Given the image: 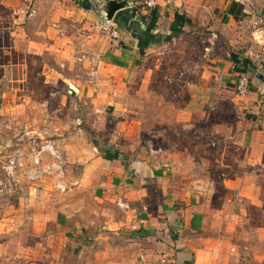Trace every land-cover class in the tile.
<instances>
[{
	"label": "crops",
	"instance_id": "obj_1",
	"mask_svg": "<svg viewBox=\"0 0 264 264\" xmlns=\"http://www.w3.org/2000/svg\"><path fill=\"white\" fill-rule=\"evenodd\" d=\"M181 5L178 0L174 4L159 0L156 9L140 14L130 5L112 20L119 28L118 39L99 34L96 25L105 22L104 15L91 0H0V22L8 15L17 42L26 44L30 53L49 55L61 67L82 71L85 80L72 77L68 82L99 111L102 123L135 113L133 85L144 58L170 42L173 32L181 31L176 33L179 38L195 29L196 20L186 16ZM213 14L217 25L230 32V52L203 64L191 90L207 100L213 95L230 99L238 116L232 125L239 128L230 138L239 134L245 151L237 168L230 166L231 175L222 179L221 197L206 198L184 189L170 163L139 152L121 137L113 140L115 136L93 147L97 154L77 180L95 190L90 196L105 228L134 238L137 264H159L163 259L170 264H264V0H225ZM243 76L249 79L250 91L239 95L237 85ZM134 135L138 131L129 137ZM75 200L74 208L71 202L68 205L72 214L79 207ZM93 209L85 204L81 210L85 221L93 218ZM69 211L60 209L54 221L63 228L70 225L65 235L76 241ZM3 216L0 264H32L28 236L37 238V253L45 249V212L23 207ZM58 248L59 244L54 246V255ZM8 250L18 254L2 257Z\"/></svg>",
	"mask_w": 264,
	"mask_h": 264
},
{
	"label": "rangeland",
	"instance_id": "obj_2",
	"mask_svg": "<svg viewBox=\"0 0 264 264\" xmlns=\"http://www.w3.org/2000/svg\"><path fill=\"white\" fill-rule=\"evenodd\" d=\"M130 1L139 14L145 11V0ZM91 2L94 9L101 8L99 15L103 16L108 0ZM165 2L174 4L176 0ZM178 2L197 25L144 58L133 85L131 109L135 113L120 121L112 116L111 121L101 123L94 105L77 95L68 81L72 77L85 80L82 71L61 67L49 55L30 53L26 44L17 42L8 15L0 22V218L23 207L45 212V249L37 253V238L28 236L32 264L37 262L33 258L39 264H137L134 238L106 229L96 215L100 208L90 196L95 190L77 184L85 164L97 154L93 147L103 146L111 136L170 163L184 189L206 198L221 197L222 179L231 175L230 166L237 168L245 158L243 139L239 134L230 138V133L239 131L232 125L238 116L230 99L213 95L207 100L191 90L203 64L230 52V32L217 25L213 14L225 0ZM137 131L138 135L129 137ZM48 146H53L55 155ZM12 161L15 166L8 170ZM73 198L80 202L72 214L68 205L71 202L74 208ZM85 204L94 208L90 222L82 217ZM60 209L69 211L75 220H71L70 230L80 232L79 236L71 234L76 241L65 235L70 225L63 228L54 221ZM17 254L8 250L2 257Z\"/></svg>",
	"mask_w": 264,
	"mask_h": 264
},
{
	"label": "built area",
	"instance_id": "obj_3",
	"mask_svg": "<svg viewBox=\"0 0 264 264\" xmlns=\"http://www.w3.org/2000/svg\"><path fill=\"white\" fill-rule=\"evenodd\" d=\"M158 4H159V0H145L144 1V6L146 9H151V10L156 9L158 7ZM29 15H31V14H29ZM96 29H98L99 31L105 32L108 37H111L113 39L119 38L118 37V35H119L118 25L116 23H113L112 21L101 22V23L96 25ZM249 91H250L249 79L247 77L243 76L238 81L237 92L239 95H245ZM49 147L53 148V146H48L46 149L48 150ZM55 154L56 153L54 150V154L51 153V155H55ZM14 166H15V162L12 161L8 167V170H12ZM159 264H170V262L166 259H163L160 261Z\"/></svg>",
	"mask_w": 264,
	"mask_h": 264
},
{
	"label": "water",
	"instance_id": "obj_4",
	"mask_svg": "<svg viewBox=\"0 0 264 264\" xmlns=\"http://www.w3.org/2000/svg\"><path fill=\"white\" fill-rule=\"evenodd\" d=\"M131 5L130 0H108L107 6L104 9V20L110 22L115 19L116 14L119 11L129 7Z\"/></svg>",
	"mask_w": 264,
	"mask_h": 264
},
{
	"label": "trees",
	"instance_id": "obj_5",
	"mask_svg": "<svg viewBox=\"0 0 264 264\" xmlns=\"http://www.w3.org/2000/svg\"><path fill=\"white\" fill-rule=\"evenodd\" d=\"M180 32H173V34L170 35L169 39L172 40L173 38L178 37L177 35H179V34H176V33H180ZM170 40H167V41H170Z\"/></svg>",
	"mask_w": 264,
	"mask_h": 264
},
{
	"label": "bare ground",
	"instance_id": "obj_6",
	"mask_svg": "<svg viewBox=\"0 0 264 264\" xmlns=\"http://www.w3.org/2000/svg\"><path fill=\"white\" fill-rule=\"evenodd\" d=\"M48 150H50V152H51L52 154H54V149H53V148L49 147Z\"/></svg>",
	"mask_w": 264,
	"mask_h": 264
}]
</instances>
